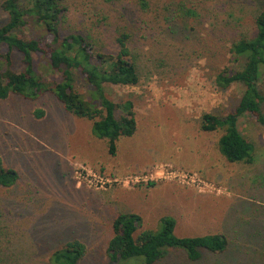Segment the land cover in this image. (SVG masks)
<instances>
[{
    "label": "rangeland",
    "instance_id": "obj_1",
    "mask_svg": "<svg viewBox=\"0 0 264 264\" xmlns=\"http://www.w3.org/2000/svg\"><path fill=\"white\" fill-rule=\"evenodd\" d=\"M261 1L151 0L144 12L134 0H67L64 31L90 33L107 47L115 44L117 31H127L131 46L144 53L139 85L106 86L115 102L134 100L138 129L122 137L111 155L107 141L93 133L92 121L68 112L53 93L0 98V154L19 173L11 187L0 185V263L49 264L55 249L80 239L87 246L80 264H112L107 255L112 222L132 212L142 218L137 234L161 230L162 218L171 216L178 236L220 233L235 241L223 256L208 253L199 264H251L249 252L259 242L252 235L264 231V220L256 217L264 216V126L248 112L241 116L239 128L253 142L255 160L231 162L218 147L223 131H204L200 121L205 112L225 115L238 104L242 84L221 90L214 81L229 64L231 43L255 33ZM176 5L184 9L180 17ZM171 7L179 29L169 31L172 38L157 36ZM7 18L0 0V24ZM37 27L31 22L20 34L38 35ZM35 57L51 75L42 67L45 58ZM14 68H24L18 52ZM78 87L87 90L81 78ZM261 90L264 95V80ZM168 164L197 173L205 187L166 177ZM151 171L158 174L153 184L123 181ZM140 260L119 262L146 264ZM154 264L189 263L184 250L173 249Z\"/></svg>",
    "mask_w": 264,
    "mask_h": 264
},
{
    "label": "trees",
    "instance_id": "obj_2",
    "mask_svg": "<svg viewBox=\"0 0 264 264\" xmlns=\"http://www.w3.org/2000/svg\"><path fill=\"white\" fill-rule=\"evenodd\" d=\"M134 1L144 12L151 8V0ZM66 2L2 0V8L8 18L0 24V49L7 48L0 52V98L6 99L17 94L35 99L43 93H53L68 112L91 120L95 136L105 139L109 153L116 155L120 139L136 133L138 120L134 100L127 97L115 102L107 95L106 86L139 85L141 70L145 69L139 58L144 53L138 52L136 46H131V33L127 31H117L115 44L110 47L90 33L64 31L63 22L68 10ZM176 6L180 17V11L184 9ZM167 11L165 27L159 29L156 35L172 38L175 34L170 33L179 29L177 9L171 7ZM187 11L192 12L191 9ZM185 15L181 13V16ZM31 22L38 26L39 34L35 35V32L32 37L21 35L20 30ZM254 22L255 33L252 36L243 35L231 43L229 64L217 73L214 81L221 90L235 83L242 84L244 92L238 104L225 115L214 111L205 112L200 121L204 131H223L218 147L231 162L253 163L255 160L254 144L239 128L241 116L248 112L264 126V95L261 90L264 80V0ZM15 52L21 55L24 68L20 71L14 68ZM35 55L43 56L45 64L42 67L51 71V75H59V79L52 78L37 66ZM80 78L87 90L78 87ZM37 115L42 117L44 111L38 110ZM18 178L17 170L7 167L0 154V185L11 187ZM256 217L264 220V216ZM141 226L142 218L137 213L121 212L115 217L112 222L113 236L107 247L112 264H123L119 260L134 257L142 259L140 263L154 264L173 249L184 250L189 264H199L208 253L223 256L230 248L233 249L235 243L231 242L229 235L220 233L178 236L175 233L176 219L171 216L162 218V229L159 231L145 229L137 234ZM3 233L0 227V237ZM252 238L259 242L249 252L250 263L264 264V231L259 230ZM251 244L246 242L244 246L248 248ZM241 246L238 252H241ZM2 249L0 242V252H3ZM86 254L84 241L68 240L52 252L49 264H80ZM235 264H239V260Z\"/></svg>",
    "mask_w": 264,
    "mask_h": 264
},
{
    "label": "built area",
    "instance_id": "obj_3",
    "mask_svg": "<svg viewBox=\"0 0 264 264\" xmlns=\"http://www.w3.org/2000/svg\"><path fill=\"white\" fill-rule=\"evenodd\" d=\"M163 174L166 177H172L173 179H177L185 184L194 185L199 188H203L206 185L205 181L197 173H190L169 164L163 167ZM155 175L158 174H155L153 171L146 174H130L125 176L123 181L126 183L132 182L133 184L150 183L153 181Z\"/></svg>",
    "mask_w": 264,
    "mask_h": 264
}]
</instances>
